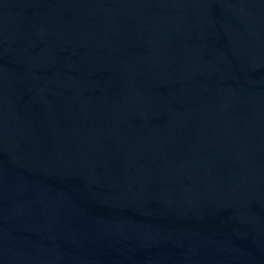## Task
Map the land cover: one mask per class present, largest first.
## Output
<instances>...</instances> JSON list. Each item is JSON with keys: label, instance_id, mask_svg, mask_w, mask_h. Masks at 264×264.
Masks as SVG:
<instances>
[{"label": "water", "instance_id": "95a60500", "mask_svg": "<svg viewBox=\"0 0 264 264\" xmlns=\"http://www.w3.org/2000/svg\"><path fill=\"white\" fill-rule=\"evenodd\" d=\"M0 264H264V0H0Z\"/></svg>", "mask_w": 264, "mask_h": 264}]
</instances>
